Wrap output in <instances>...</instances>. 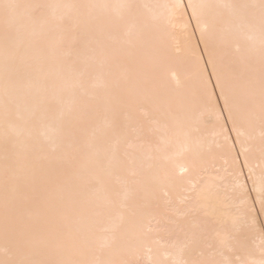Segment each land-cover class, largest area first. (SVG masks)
<instances>
[{
	"label": "bare ground",
	"instance_id": "bare-ground-1",
	"mask_svg": "<svg viewBox=\"0 0 264 264\" xmlns=\"http://www.w3.org/2000/svg\"><path fill=\"white\" fill-rule=\"evenodd\" d=\"M210 56L227 109L203 89ZM249 169L264 173V0H0V260H197L244 215Z\"/></svg>",
	"mask_w": 264,
	"mask_h": 264
},
{
	"label": "snow or ice",
	"instance_id": "snow-or-ice-1",
	"mask_svg": "<svg viewBox=\"0 0 264 264\" xmlns=\"http://www.w3.org/2000/svg\"><path fill=\"white\" fill-rule=\"evenodd\" d=\"M6 9L17 8L18 5H4ZM183 7V5H178ZM188 7L192 8V18L197 20V27L201 31V39L204 38L206 31V25L200 27V18L197 15V5L189 4ZM192 55L199 66L201 63V57L197 55V47L193 46ZM207 64L213 65V73L207 72V65L200 69V75L202 77V84L205 95L209 102H212L214 97V89L221 88V96L225 99V108H228L227 97L224 96L223 87L220 83V78L216 76V84L212 85L211 76L216 75L215 65L209 57ZM231 118V117H230ZM233 131L237 132L238 142L241 144V154L245 152V146L243 141H240L241 133L236 128V122L233 120ZM227 141V137H225ZM251 181V187L248 186V181ZM235 186L237 191V197L240 202L245 205V213L239 221H233L231 225H223L222 231L215 233L217 242H208L205 244L206 251H201L199 256L201 258L193 261L185 260L182 257L172 260L170 264H264V245L260 248V259L254 258L253 253L247 247L246 240L248 232L255 229L258 214L255 206L259 205V213H264V173H261L259 177L255 176L251 169L247 177H243L241 172L236 173ZM262 236H264V223L260 225ZM185 245L181 248L183 253ZM0 264H23V262L5 261L0 260Z\"/></svg>",
	"mask_w": 264,
	"mask_h": 264
}]
</instances>
